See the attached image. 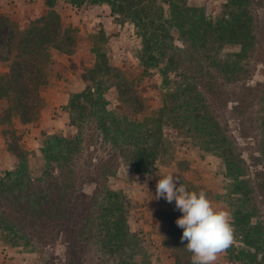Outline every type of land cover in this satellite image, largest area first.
Instances as JSON below:
<instances>
[{
  "label": "trees",
  "instance_id": "trees-1",
  "mask_svg": "<svg viewBox=\"0 0 264 264\" xmlns=\"http://www.w3.org/2000/svg\"><path fill=\"white\" fill-rule=\"evenodd\" d=\"M42 1L47 9L42 16L23 27L13 23L10 29V65L0 73L2 123L18 118L29 124L38 119L51 51L70 54L76 46L72 30L61 28L55 9L58 0ZM68 2L107 4L116 21L133 25L141 42L137 58L143 72L157 71L162 88L172 91L173 104L159 109L155 117L148 116L133 80L96 51L93 65L83 72L85 88L74 93L66 106L69 125L77 133L46 135L37 173L29 166L28 150L11 148L17 165L0 176L4 239L34 254L40 253L39 244L62 236L65 264H148L138 259L137 245H132L130 200L109 182L121 160L137 173L150 169L158 154L151 141L173 115L205 137V151L210 144L224 165L229 195L235 200L230 258L239 264H264V81H253L255 71L264 73V22L255 9L264 0H226L215 21L187 0ZM231 45L239 50L223 53ZM108 88L116 90L121 106L144 120L119 117L110 110L105 98ZM228 110L236 115L237 136L229 133ZM251 144L255 151H249ZM97 145L104 149L103 156H93ZM166 204L170 208L162 213L175 264H191L187 241H181L183 230L175 223L182 214L175 202ZM94 250L106 258L96 259Z\"/></svg>",
  "mask_w": 264,
  "mask_h": 264
},
{
  "label": "rangeland",
  "instance_id": "rangeland-1",
  "mask_svg": "<svg viewBox=\"0 0 264 264\" xmlns=\"http://www.w3.org/2000/svg\"><path fill=\"white\" fill-rule=\"evenodd\" d=\"M187 2L201 7L206 16L215 21L226 0ZM0 3V73H3L10 65L7 41L13 23L23 27L42 16L47 9L42 0H0ZM55 9L60 14L61 28L72 30L76 46L70 54L51 51L48 83L40 92L41 108L36 121L22 124L18 118H13L11 124L2 123L5 104L0 102V176L17 165L11 148L17 146L28 150L29 166L37 173L43 163L40 148L45 136L62 133L71 137L77 133V129L69 125L66 106L74 93L85 88L87 83L83 80V72L93 65L96 51L105 55L113 69L133 80L148 106V116L155 117L159 109L173 104L169 97L172 91L162 88L157 71L143 72L137 58L141 42L133 25L116 21L107 4L73 6L68 0H58ZM255 9L263 23L264 4ZM238 50L239 46L231 45L226 46L223 53ZM254 73L253 81H264L263 72ZM105 98L108 108L119 117L126 115L130 119L144 120L143 115H134L121 106L114 88L105 91ZM234 118L236 115L232 110L225 112L229 133L237 136ZM156 138L151 141V146L158 149V154L150 169L137 173L129 163L121 160L109 185L130 200L128 223L133 235L132 245H137L139 251L138 259L148 264H175V249L169 240L168 225L162 213L170 205L162 198H154L159 174L172 173L188 190L205 191L213 206L227 211L230 216L235 200L229 195L230 182L224 177L221 159L210 144V150L205 151L206 139L199 132L189 130L188 124L178 122L172 115L162 123V131ZM248 146L250 152L255 151L252 144ZM96 147L98 151L93 152V156H103L104 149L99 145ZM38 246L40 253H30L23 246H12L0 232V264H65L67 250L62 236L56 235L45 246ZM46 253L48 256L45 257ZM92 256L106 258L98 250H94ZM230 256L226 250L218 255L215 264H239Z\"/></svg>",
  "mask_w": 264,
  "mask_h": 264
},
{
  "label": "clouds",
  "instance_id": "clouds-1",
  "mask_svg": "<svg viewBox=\"0 0 264 264\" xmlns=\"http://www.w3.org/2000/svg\"><path fill=\"white\" fill-rule=\"evenodd\" d=\"M155 199L175 202L181 216L175 221L183 230L181 241L191 253V264H215L218 255L234 242V226L227 211L217 209L205 191H190L172 173L159 174Z\"/></svg>",
  "mask_w": 264,
  "mask_h": 264
},
{
  "label": "crops",
  "instance_id": "crops-1",
  "mask_svg": "<svg viewBox=\"0 0 264 264\" xmlns=\"http://www.w3.org/2000/svg\"><path fill=\"white\" fill-rule=\"evenodd\" d=\"M2 3H0V5H1Z\"/></svg>",
  "mask_w": 264,
  "mask_h": 264
}]
</instances>
